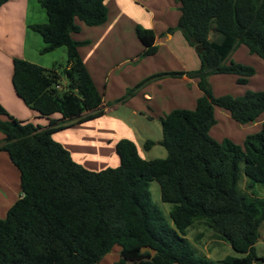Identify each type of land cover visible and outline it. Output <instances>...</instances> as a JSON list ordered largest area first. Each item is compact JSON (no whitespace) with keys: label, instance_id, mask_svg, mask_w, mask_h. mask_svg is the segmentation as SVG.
Returning a JSON list of instances; mask_svg holds the SVG:
<instances>
[{"label":"trees","instance_id":"1","mask_svg":"<svg viewBox=\"0 0 264 264\" xmlns=\"http://www.w3.org/2000/svg\"><path fill=\"white\" fill-rule=\"evenodd\" d=\"M105 0H39L45 23L30 24L40 34L41 54L65 46L66 60L44 68L20 57L12 59V85L16 95L46 125L18 119L0 104V150L7 152L20 172L21 196L0 218V264H96L115 246L116 264H252L255 244L264 220V122L248 134L243 145L209 134L215 124L214 107L229 112L237 122L254 121L264 112V90H247L240 96H214L210 74H234L245 84L254 74L251 66L228 61L244 44L264 60V0H177L180 14L175 26L193 46L200 66L193 71L155 73L127 89L121 102L154 78L186 74L197 78L202 95L194 109L175 108L160 119L158 141L167 154L145 159L134 141L115 144L119 164L90 170L75 161L52 134L104 113L96 89L77 47L76 20L88 26L107 19ZM7 0H0V7ZM174 28L169 27L168 32ZM218 34L215 39L210 32ZM135 34L143 46L138 57L157 51L155 33L140 24ZM63 77L62 89L55 84ZM54 114L60 118L50 119ZM155 144L146 140L145 148ZM245 179L239 187L240 173ZM156 180L162 202L172 204L168 223L152 201L149 182ZM264 192V191H263ZM202 222L239 255L220 260L198 254L186 236Z\"/></svg>","mask_w":264,"mask_h":264},{"label":"crops","instance_id":"2","mask_svg":"<svg viewBox=\"0 0 264 264\" xmlns=\"http://www.w3.org/2000/svg\"><path fill=\"white\" fill-rule=\"evenodd\" d=\"M32 1L35 0H7L0 7V104L18 119L46 125L49 119L41 117L24 104L16 95L11 80L14 57L26 59L44 68H51L53 63L65 61V55H61L59 51L57 53L56 48L44 54L39 52L44 44L42 37L39 41L36 35L29 33L34 32L29 25L45 23L47 15L43 8H36ZM161 2L164 8L158 13L157 0H105V22L88 26L76 20L80 30L72 34V38L88 41L77 49L103 100L104 113L58 130L52 137L69 150L75 161L90 170H101L119 164L115 144L121 138L134 141L139 154L150 159L152 156L148 155L156 145L145 148L143 144L146 140L157 144L161 139V125H158L161 117L175 108L193 109L197 98L202 95L197 78L184 74L179 77L154 78L126 100L116 102L127 89L155 73L193 71L200 66L195 48L175 28L180 14L179 3L176 0ZM137 24L151 28L155 33V44L158 46L151 56L138 57L143 46L135 34ZM169 27L174 28L170 33L167 31ZM28 41L33 45L30 46ZM59 81L63 84L66 82L63 77ZM242 91L243 89L239 92L240 95ZM214 117L216 122L210 127L209 134L217 141L228 138L239 145H243L248 134L259 131L264 122V112L254 121L241 124L233 120L228 111L219 107H214ZM57 118H60L59 114L50 117ZM217 119L228 123L232 132H220ZM154 126L156 127L153 129ZM3 139L4 134L0 131V144ZM160 153L163 151L160 150ZM20 196V172L7 152L0 150V218L5 217L8 208ZM119 251L120 248L117 247L116 252ZM262 256L264 255L258 257Z\"/></svg>","mask_w":264,"mask_h":264},{"label":"rangeland","instance_id":"3","mask_svg":"<svg viewBox=\"0 0 264 264\" xmlns=\"http://www.w3.org/2000/svg\"><path fill=\"white\" fill-rule=\"evenodd\" d=\"M157 1L159 2V5H156V8H157V11L159 13V11L163 10L164 6L162 5L161 0H157ZM32 2L34 3L33 5L36 8L42 9L40 2H38L36 0L32 1ZM145 14H146V18H147L148 17L147 12ZM29 33L36 35L38 37L39 41H41V36L39 33L35 32V31L34 32L29 31ZM217 36H218V34L213 32V31H211L209 34V37L211 39H215ZM28 44H30V46L33 45V43L29 42V41H28ZM56 49H57L56 50L57 53L59 51L61 53V55H63V54L65 55L64 58L66 60V48H65V46H60V47H57ZM61 55H59V57ZM248 55H250V57H248ZM229 57H230L229 59L233 60L234 62L245 64V65H248V66H251L252 68H254V74L248 78V81L245 84H237L236 83L237 76L234 74H210V76L208 75L210 78L208 79V76H207V80L211 86V90H212V93L214 96H220V95H224V94H230L233 96H240L239 92L242 89H243V91H242L241 95H243L244 91H247V90H252V91L264 90V60L262 58H260L259 56L255 55V54H250L248 52L247 48L244 46V44H239L231 52ZM251 57H253V58H251ZM150 81H147L144 84H146ZM188 109H190V108H188ZM217 123H218L217 126L220 127V132H225L224 134H226L228 132H232L231 129L229 128L228 123L221 121V119H217ZM158 125H161V124H158ZM155 127L156 126H154L153 129ZM155 145L156 146L151 150L150 155H148V156H152V157H150V159L165 157L167 154L166 149L162 145H160L159 143H157V144L155 143ZM160 150L163 151V153H160ZM240 175H241L240 176L241 178H240L238 185L240 188H243L244 184L242 181L245 179V177L243 176L242 172L240 173ZM149 190H150L152 201L160 208L161 213L164 216V218L166 219V221L168 223H171V219L169 217V211L172 208V204L161 201L160 188H159V184L156 180H151L149 182ZM255 190H256V192H258V194L260 196L264 195L263 185H261L260 183L256 184ZM259 234H260V238L258 239L257 244L255 245L256 253L258 256L264 255V221L261 223V225L259 227ZM186 236L192 242V244L196 248L198 254L205 255L211 259L220 260L223 257H225L226 255H234V256L239 255L238 253H236L231 248V246L229 245L228 242L223 240L220 236H218V234L216 232H214L212 229L207 227L202 222H195L193 226L188 228ZM117 247L118 246H115L114 247V248H116L115 250L113 248L109 253L104 255L102 257V259L96 264H116L120 258L119 252L118 253L116 252ZM125 264H136V262L135 261H126ZM256 264H264V261L259 260L256 262Z\"/></svg>","mask_w":264,"mask_h":264},{"label":"built area","instance_id":"4","mask_svg":"<svg viewBox=\"0 0 264 264\" xmlns=\"http://www.w3.org/2000/svg\"><path fill=\"white\" fill-rule=\"evenodd\" d=\"M63 83H61L60 81H58L56 84H55V88L56 89H62L63 88Z\"/></svg>","mask_w":264,"mask_h":264},{"label":"water","instance_id":"5","mask_svg":"<svg viewBox=\"0 0 264 264\" xmlns=\"http://www.w3.org/2000/svg\"><path fill=\"white\" fill-rule=\"evenodd\" d=\"M252 264H256V261H252Z\"/></svg>","mask_w":264,"mask_h":264}]
</instances>
